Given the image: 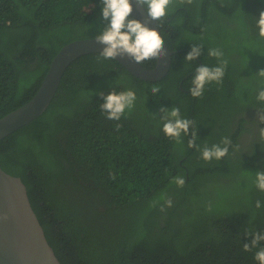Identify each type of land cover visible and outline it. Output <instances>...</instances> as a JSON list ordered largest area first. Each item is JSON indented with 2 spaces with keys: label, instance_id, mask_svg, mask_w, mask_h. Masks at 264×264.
I'll use <instances>...</instances> for the list:
<instances>
[{
  "label": "trees",
  "instance_id": "obj_1",
  "mask_svg": "<svg viewBox=\"0 0 264 264\" xmlns=\"http://www.w3.org/2000/svg\"><path fill=\"white\" fill-rule=\"evenodd\" d=\"M261 11L264 0H175L158 21L174 50L166 76L143 79L118 59L81 55L47 109L0 141V165L26 183L62 264H259V247L244 244L264 233V191L254 175L264 171L255 121L264 108L256 99ZM107 23L101 0H0V117L34 96L65 44ZM193 45L202 55L188 63ZM212 48L227 61L224 77L193 97L196 68L220 63ZM129 89L134 107L108 120L99 93ZM174 106L194 122L182 143L163 132L160 109ZM193 133L198 147H189ZM224 137L228 154L205 161L203 147Z\"/></svg>",
  "mask_w": 264,
  "mask_h": 264
},
{
  "label": "clouds",
  "instance_id": "obj_2",
  "mask_svg": "<svg viewBox=\"0 0 264 264\" xmlns=\"http://www.w3.org/2000/svg\"><path fill=\"white\" fill-rule=\"evenodd\" d=\"M185 2L191 4L193 0H180L181 4ZM174 3L175 0H135L136 5L146 9V19L141 20L134 16L133 0H101L103 20L109 23L95 36V41L103 45L102 51L99 52L100 56L106 60L127 57L137 64L146 60L166 58L168 50L165 48L164 38L158 28L151 27V22L162 20ZM255 27L258 29L259 37L264 39V11L260 12L258 19L255 18ZM202 50V45H193L191 51L185 56L186 62L196 61L202 55ZM208 55L217 58L220 63L215 67L204 65L196 68L189 88L193 97H201L207 84L212 82L219 84L224 77L227 61L221 59L223 52L212 48L208 50ZM256 75L262 78V84L256 90V99L264 104V69ZM159 91L158 87L151 88L154 95ZM99 95L103 98L100 107L107 114L108 120L119 121L126 110L134 107L136 101V93L131 89L119 92L111 90L107 94L100 92ZM257 110L258 115L255 120L257 131L260 140H264V128L259 127L260 124H264V108ZM160 113H162L161 120L164 122L163 132L168 137L174 138L177 143H182V134L189 135L194 122L182 117L180 109L175 106L171 110L162 107ZM192 135L193 139L189 140V147H198L195 143V134ZM230 144L231 140L224 137L220 144H213L210 147L205 145L201 150L202 158L209 162L213 159L220 160L228 154ZM254 175L256 187L264 191V171ZM173 182L183 187L185 178L177 176L173 178ZM166 203L171 206L172 201L167 199ZM256 207H261L260 201L256 202ZM261 242H264V233L254 232V239L251 244H244V250L251 251L252 248L259 247L254 258L259 264H264V247H260Z\"/></svg>",
  "mask_w": 264,
  "mask_h": 264
},
{
  "label": "water",
  "instance_id": "obj_3",
  "mask_svg": "<svg viewBox=\"0 0 264 264\" xmlns=\"http://www.w3.org/2000/svg\"><path fill=\"white\" fill-rule=\"evenodd\" d=\"M134 4V16L146 19V9ZM151 27L162 31L158 22ZM164 38V37H163ZM165 41L168 56L157 60L149 68L127 57L117 59L136 76L162 79L168 74L174 50ZM103 45L94 37L78 38L65 44L50 62L48 71L34 94L23 105L0 117V141L30 123L51 104L66 70L79 56L102 51ZM0 264H62L49 242L44 226L35 211L28 187L21 176L14 175L0 165Z\"/></svg>",
  "mask_w": 264,
  "mask_h": 264
}]
</instances>
